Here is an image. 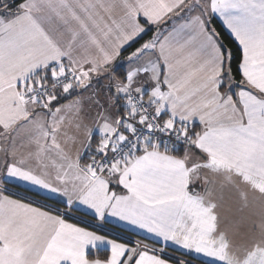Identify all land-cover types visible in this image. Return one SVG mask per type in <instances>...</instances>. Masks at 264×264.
I'll return each mask as SVG.
<instances>
[{"label": "snow or ice", "instance_id": "obj_1", "mask_svg": "<svg viewBox=\"0 0 264 264\" xmlns=\"http://www.w3.org/2000/svg\"><path fill=\"white\" fill-rule=\"evenodd\" d=\"M195 260L264 264V0H0V264Z\"/></svg>", "mask_w": 264, "mask_h": 264}, {"label": "crops", "instance_id": "obj_2", "mask_svg": "<svg viewBox=\"0 0 264 264\" xmlns=\"http://www.w3.org/2000/svg\"><path fill=\"white\" fill-rule=\"evenodd\" d=\"M121 227H123V225H121ZM172 255H175V256H179V253L178 252H173L171 253ZM187 258V257H186ZM199 261L198 260H195V261H192V264H198Z\"/></svg>", "mask_w": 264, "mask_h": 264}, {"label": "built area", "instance_id": "obj_3", "mask_svg": "<svg viewBox=\"0 0 264 264\" xmlns=\"http://www.w3.org/2000/svg\"><path fill=\"white\" fill-rule=\"evenodd\" d=\"M113 235H115V233L113 232ZM172 255V254H171ZM173 256H175V255H173Z\"/></svg>", "mask_w": 264, "mask_h": 264}, {"label": "trees", "instance_id": "obj_4", "mask_svg": "<svg viewBox=\"0 0 264 264\" xmlns=\"http://www.w3.org/2000/svg\"><path fill=\"white\" fill-rule=\"evenodd\" d=\"M182 258L187 259L186 257H182ZM198 264H199V263H198Z\"/></svg>", "mask_w": 264, "mask_h": 264}]
</instances>
